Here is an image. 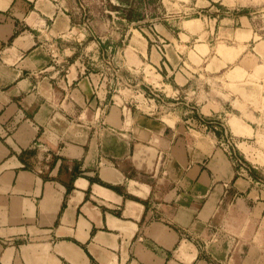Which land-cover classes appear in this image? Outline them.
<instances>
[{
    "label": "crops",
    "instance_id": "0c3cea01",
    "mask_svg": "<svg viewBox=\"0 0 264 264\" xmlns=\"http://www.w3.org/2000/svg\"><path fill=\"white\" fill-rule=\"evenodd\" d=\"M204 1L103 49L79 0H0V264H264V164L241 149L264 128L258 12ZM238 61L259 81L223 83Z\"/></svg>",
    "mask_w": 264,
    "mask_h": 264
},
{
    "label": "rangeland",
    "instance_id": "374dc122",
    "mask_svg": "<svg viewBox=\"0 0 264 264\" xmlns=\"http://www.w3.org/2000/svg\"><path fill=\"white\" fill-rule=\"evenodd\" d=\"M82 5V14H81V23H83L85 26H87V31L90 32L89 35L90 39L93 41V43H100V45H103V49L105 44H101V40H104V37L108 35H112L114 37V45H117V43H121L120 41L123 40L124 42L127 37V33L129 28H126V23L124 20H126L125 16L128 14V12H131L132 19H141V16L145 17L147 16V19H153L158 18L159 22H164L165 20L172 19L176 22H186L191 19L199 18V15L196 14V12H200L203 8V5L206 4V1L204 0H79ZM119 1V2H118ZM130 2V7H122V4H126ZM219 3H223L225 6H218L214 5V9L212 12H202V15L204 18H208V20L216 19L217 21H220L224 18H230L228 17L229 13L236 14H242L243 6L248 7V10L250 12H258L254 16L257 18L255 19V22L253 23V26L256 30H260V36H256L257 42L264 40V0H220ZM142 4L145 5L142 6ZM138 9H141L138 12ZM247 9V8H246ZM208 10V9H205ZM210 16V17H209ZM219 16V18H218ZM219 24V23H218ZM185 25V24H183ZM203 24L201 21H198L196 25L193 28L199 29L200 31L203 29ZM224 27V26H220ZM89 29V30H88ZM143 31H146L144 28H141ZM155 31L154 28H152V34H154L155 40L157 33L153 32ZM87 32V33H88ZM214 40L211 42L212 44V56H220V49L221 48H229L234 47L235 41L234 40H226L225 38H219L216 40V36L213 37ZM158 43H155L157 45ZM252 46L250 47L251 52H254L252 49L254 48V44L251 43ZM197 45V44H196ZM88 47V46H87ZM101 48V47H100ZM198 51H200L201 48H197ZM109 51V50H106ZM258 53V50H255ZM200 53H202L200 51ZM111 54V53H110ZM222 56V55H221ZM105 58H107L105 53ZM225 61L232 60L233 58L231 56H228L224 58ZM216 60V59H215ZM239 62H236L232 65H229L228 68H226L221 76H222V82L225 83V78L230 80H243L246 79L248 76L246 73H244L242 76H232L233 69L236 66H239ZM224 64V63H223ZM238 69V68H237ZM259 77H252L249 76L246 80V86H250L249 84H253L258 82L257 79ZM233 83H229L227 85L228 89L235 93V94H243L242 87H237ZM215 88H217V83H215ZM258 88H262V92L264 93V86L260 87V84L256 86ZM130 96L135 95L133 93H129ZM153 94H157V92L153 93V90L146 89L144 93V98L139 97L136 98L138 101H140L142 104L146 105V101L156 100V97ZM144 99L146 101H144ZM264 98L262 99V105L261 109L264 112ZM147 107V105H146ZM260 107V106H257ZM238 120L234 118L232 121V126L234 127L235 133L239 134V132L236 130V127H238ZM217 131V129H216ZM243 135L251 136L252 132H244ZM239 141H236L238 145ZM242 144V151L245 153V157L248 160L249 163L259 166L264 164V128L261 130H258L254 137H252L249 140L241 141Z\"/></svg>",
    "mask_w": 264,
    "mask_h": 264
},
{
    "label": "trees",
    "instance_id": "16d2710c",
    "mask_svg": "<svg viewBox=\"0 0 264 264\" xmlns=\"http://www.w3.org/2000/svg\"><path fill=\"white\" fill-rule=\"evenodd\" d=\"M127 21H131L132 15L131 12H128V14L124 15Z\"/></svg>",
    "mask_w": 264,
    "mask_h": 264
}]
</instances>
